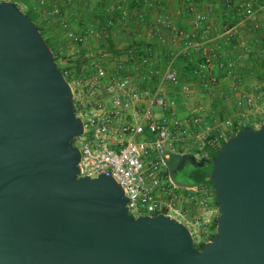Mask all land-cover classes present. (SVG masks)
<instances>
[{"label":"water","instance_id":"water-1","mask_svg":"<svg viewBox=\"0 0 264 264\" xmlns=\"http://www.w3.org/2000/svg\"><path fill=\"white\" fill-rule=\"evenodd\" d=\"M81 134L39 31L0 2V264H264V122L211 158L217 216L200 249L168 216L128 214L109 176L76 177Z\"/></svg>","mask_w":264,"mask_h":264},{"label":"built area","instance_id":"built-area-1","mask_svg":"<svg viewBox=\"0 0 264 264\" xmlns=\"http://www.w3.org/2000/svg\"><path fill=\"white\" fill-rule=\"evenodd\" d=\"M165 1L151 0L155 4ZM204 1L208 11L212 6L219 7L232 21L224 25L219 33H212L208 15L194 11L191 4L183 8L189 17L188 30L172 28L166 16L157 14L147 29V34L155 43L150 42L143 47L132 45L125 49V61L116 63L117 71L102 88L105 100L85 101L80 107L77 104L78 96L89 99L93 94V85L81 79L70 82L67 72L60 71L70 88L75 116L82 122V134L71 141L79 153L76 177L95 178L103 174L112 178L121 188L127 200V213L133 218L180 214L172 204V200L179 198L176 194L179 189L189 192L185 195L187 200L206 209L207 198H213L207 185L183 186L174 183L165 165L169 154L193 152V156L205 160L217 153L227 140L226 132L235 133L244 126L240 118H227L216 126L201 129L197 117L187 120L178 118L170 108L172 103H168L165 96V87L169 86L178 89L183 99L190 98L189 88L180 85L175 69L178 59H186L191 65V82L210 91L218 84V72L226 78H231L233 74L237 60L226 51L232 52L239 48L243 54H247L257 46L264 47L256 38L244 42L239 36L240 29L257 27L259 6L255 0ZM123 2L118 0L115 5L105 9L106 25L111 24L115 14L121 21L128 17ZM57 13L56 9H51L47 15L54 16ZM137 21L143 23L144 19L139 15ZM59 24L62 28L66 26L62 21ZM158 26L169 32V40H164L157 30ZM99 34L100 31L86 29L78 34L68 32L66 36L72 43L83 45L89 39L99 37ZM166 41L174 47L173 51L167 53L155 46L164 47ZM238 43L240 45L237 47ZM87 66L96 79L104 78L106 72L98 59L89 61ZM241 84L240 80L234 79L229 94L236 93L233 100L236 110L244 108L250 113L264 97V83L246 91L240 90ZM74 90L80 94H75ZM263 122L264 113L261 116ZM189 127L197 132L191 139H188ZM161 196L169 203L162 202ZM189 233L192 238V233Z\"/></svg>","mask_w":264,"mask_h":264},{"label":"rangeland","instance_id":"rangeland-1","mask_svg":"<svg viewBox=\"0 0 264 264\" xmlns=\"http://www.w3.org/2000/svg\"><path fill=\"white\" fill-rule=\"evenodd\" d=\"M117 1L118 0H9V2L22 14L25 16L26 14H30L32 18L31 22L40 30L43 40H46L49 46L47 47L55 60L53 61L56 63V68L59 71L67 72V77L70 82L81 79L93 85V94L89 99L81 95L78 96L79 100L77 104H80V107L84 105L85 101L94 102L99 99L105 100L102 94V88L110 81V78L117 71L116 63L125 61V49L133 44L138 45L141 33H149L147 29L151 23L144 10L149 12L160 5L151 2V0H146L145 2L124 0L123 7L127 11L128 17L121 21L118 19L117 14H115L113 15L111 24L106 25V15L104 11L107 7L115 5ZM0 2H3V0H0ZM149 3L150 5L148 7L147 5ZM51 9H56L58 13L54 16L47 15V12ZM158 12L159 9L157 8V13ZM139 15L143 17V23L137 21ZM60 21L65 23V28L60 26ZM140 26L141 28L143 27L141 32L138 31ZM86 29L100 31L99 37H93L83 45H76L68 40L66 36L68 32L78 34ZM130 33H132V35ZM129 41H131V43H129ZM98 51H100L99 55L97 54ZM93 59H98L102 64L106 72L104 78L99 80L96 79L93 71L87 66V63ZM183 63H185L184 60L176 61L175 69L180 72V76L178 75L180 85H186L189 88L190 98L188 100L183 99L178 89H173L169 86L165 87L167 102L172 103L170 108L176 113L177 117L182 120L197 117L200 119L199 124L201 129L205 126H216L218 122L227 118L232 119L226 116L221 110L223 109V98L217 95V93H219V90H217L218 85L209 91L204 90L195 82L188 81L190 69L185 67ZM257 85L258 84H251L249 82L242 83L240 90L244 91L243 88L246 90L251 89ZM74 92L75 94H80L78 90L77 92L74 90ZM262 104L264 105V97L252 108L251 113H253L259 105L262 106ZM262 107V110L259 111L260 116L264 113V106ZM237 111L245 116L240 118L242 119L241 123H243L244 126H252L249 124L251 114L248 113V110L243 108ZM82 120L85 123V118ZM235 133L233 131L226 132V135L230 138ZM195 135H197V132L194 131L192 127H189L188 139L194 138ZM192 154L193 152L181 156L177 155L176 152H170L169 159L165 165L167 174L172 181L173 175L184 167V161L187 160V158L190 159L189 157L193 156ZM190 161L199 165L202 164L203 159L194 157L191 158ZM207 167L209 168V164H207ZM209 191L212 193V189ZM187 193L189 192H185L181 189L176 191V194L180 196H185ZM211 199L213 200L214 198ZM212 200V207L215 208L214 201ZM191 204L194 205L193 203ZM191 211L195 212L196 210ZM216 216L217 213L215 217ZM175 217L180 220L177 216H171V218ZM214 228V221L211 220H209L208 225L203 226L198 224L194 228L190 227L188 231L192 233L191 239L193 246L200 247L208 242L214 234Z\"/></svg>","mask_w":264,"mask_h":264},{"label":"crops","instance_id":"crops-1","mask_svg":"<svg viewBox=\"0 0 264 264\" xmlns=\"http://www.w3.org/2000/svg\"><path fill=\"white\" fill-rule=\"evenodd\" d=\"M240 1V0H236ZM255 3L257 6H259V15H258V24L257 27L253 28L251 26H246L243 29H240L239 36L240 40L244 42H249L250 40L256 38L261 43H263L264 46V0H255ZM192 6L193 10L196 12H205L210 20V26L212 33H219L224 25H227L232 21V19L225 15V13L219 8L212 6V8L208 11L207 9V3L204 0H166L164 3L160 4L157 8L159 9V12L157 13V8L150 10L149 12L144 10L145 13H147V18L152 23L153 19L157 14H162L166 16L171 24V27L174 29H180V30H188L189 29V17L183 12V8L186 5ZM151 25V24H150ZM145 27V26H144ZM143 27L138 29V31H142ZM158 32L161 34V36L164 38V40H169V32L161 27H157ZM137 31V29H136ZM132 35V33H130ZM137 34V33H136ZM141 38L139 39V44L134 46L143 47L144 45H147V43H155V40L152 37H149L147 33H141ZM134 40V39H132ZM126 43V42H125ZM131 43V41H129ZM128 43V44H129ZM124 44V43H123ZM240 44H237V47ZM157 49H161L165 52H170L174 50V47L171 46V44L167 43L164 47L155 45ZM125 47V46H124ZM227 54L234 57L237 61L233 68V74L231 78H226L223 74L217 73V76L219 77L217 90H219V97L223 98L222 102V112L232 118H243L242 114L237 111L233 106V100L236 96L235 94H229V90L231 88L232 82L234 79H238L241 81V83H251V84H259L264 83V47L257 46L254 49H251V51L247 54H243L239 48L233 50L232 52L226 51ZM184 66H186L185 63H183ZM189 81V80H188ZM244 91L246 90L243 88ZM262 106H264L262 104ZM261 105H259L253 113L250 112V121L249 124L252 129H256L261 124V116L259 115V111L262 110ZM249 118V117H248ZM246 118V119H248ZM185 155V154H183ZM181 155V156H183ZM198 156H190L189 158H194ZM207 189L209 187L207 186ZM162 202L169 203V200L164 199V197H159ZM211 197L207 198V208L202 209L198 207L196 204L192 205L189 200L185 198V196H180L178 200L173 201L172 204L174 205V208L178 209L180 214H169L170 218L171 216H177L180 218V220L175 218H172L176 220L177 222L183 224L187 229L190 227L194 228L196 225H208L209 220L214 221L216 218L215 215L217 213L216 206L215 208L212 207L211 204ZM213 201V200H212ZM171 203V202H170ZM191 210H196L195 212H192ZM214 218V219H213Z\"/></svg>","mask_w":264,"mask_h":264},{"label":"trees","instance_id":"trees-1","mask_svg":"<svg viewBox=\"0 0 264 264\" xmlns=\"http://www.w3.org/2000/svg\"><path fill=\"white\" fill-rule=\"evenodd\" d=\"M26 16L32 21V18L30 14H26ZM37 30L40 33V30L37 28ZM41 35V33H40ZM42 37V36H41ZM45 44L48 46L46 40H44ZM149 44V43H147ZM49 47V46H48ZM54 60V58H53ZM178 60H184L187 68L191 69V65L187 63L186 59H178ZM177 60V61H178ZM55 61V60H54ZM178 75L180 76V72H178ZM190 77V76H189ZM189 81H191L188 78ZM250 127V126H249ZM243 127H241L239 130H241ZM251 128V127H250ZM238 130V131H239ZM211 154L209 158L205 159L202 161V164H195L190 159L187 158V160L184 161V167L180 169V171L176 172L173 175V181L178 184V185H183V186H197L199 184H206L210 189H212L211 184L208 181V178L211 174V163L210 159L215 155ZM207 164H209V168L207 167ZM214 201V199H213ZM215 204V201H214ZM216 206V205H215ZM212 238V237H211ZM202 246V245H201ZM200 246V247H201Z\"/></svg>","mask_w":264,"mask_h":264},{"label":"flooded vegetation","instance_id":"flooded-vegetation-1","mask_svg":"<svg viewBox=\"0 0 264 264\" xmlns=\"http://www.w3.org/2000/svg\"><path fill=\"white\" fill-rule=\"evenodd\" d=\"M197 249H200L201 247H196Z\"/></svg>","mask_w":264,"mask_h":264}]
</instances>
